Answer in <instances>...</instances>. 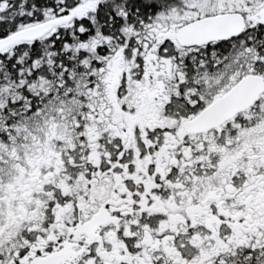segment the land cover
<instances>
[{
  "label": "snow or ice",
  "instance_id": "6c2138e0",
  "mask_svg": "<svg viewBox=\"0 0 264 264\" xmlns=\"http://www.w3.org/2000/svg\"><path fill=\"white\" fill-rule=\"evenodd\" d=\"M0 264H264V0H0Z\"/></svg>",
  "mask_w": 264,
  "mask_h": 264
}]
</instances>
